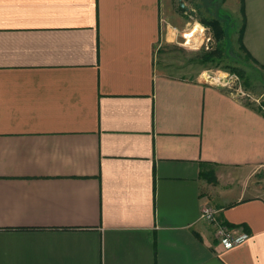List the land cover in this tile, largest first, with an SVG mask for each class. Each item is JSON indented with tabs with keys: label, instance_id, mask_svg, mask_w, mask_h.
I'll list each match as a JSON object with an SVG mask.
<instances>
[{
	"label": "crops",
	"instance_id": "0c3cea01",
	"mask_svg": "<svg viewBox=\"0 0 264 264\" xmlns=\"http://www.w3.org/2000/svg\"><path fill=\"white\" fill-rule=\"evenodd\" d=\"M242 3L264 66V0ZM178 17L0 0V264H264V99L158 71ZM205 205L249 238L224 249Z\"/></svg>",
	"mask_w": 264,
	"mask_h": 264
},
{
	"label": "rangeland",
	"instance_id": "374dc122",
	"mask_svg": "<svg viewBox=\"0 0 264 264\" xmlns=\"http://www.w3.org/2000/svg\"><path fill=\"white\" fill-rule=\"evenodd\" d=\"M174 2L180 17L177 19L182 25L172 24L184 35L188 44L184 45L183 37L178 38L179 43H163L155 53L157 70L188 79L206 73V76L216 79L218 84L229 83L230 90L243 93L260 103L261 99H264V70L245 57L237 42L238 31L242 25L240 0H174ZM212 19L219 20L224 31L219 41L215 39L213 29L203 24ZM194 28H197L198 33L194 35L192 42H188L195 31ZM207 38H210L208 42ZM201 43H208V49ZM217 49H220V52L211 56L213 62H197L196 56L204 52H215ZM233 67L243 72V80L236 73L222 70ZM261 94L262 98L259 96ZM256 177L264 181V169L259 170L258 176L251 177V180Z\"/></svg>",
	"mask_w": 264,
	"mask_h": 264
},
{
	"label": "built area",
	"instance_id": "2783aa9c",
	"mask_svg": "<svg viewBox=\"0 0 264 264\" xmlns=\"http://www.w3.org/2000/svg\"><path fill=\"white\" fill-rule=\"evenodd\" d=\"M184 36V35H183ZM184 38V37H183ZM185 44L186 43V39ZM210 38L206 39V42H208ZM190 44V43H189ZM201 45H205V48L208 49V43H201ZM202 81L212 84L216 87H222L228 89V91L231 93V95L235 97H239L240 99H246V100H251L249 97H247L243 93H235L232 89L230 90L229 83H217L216 79H214L211 76H206L205 74H201L199 77ZM219 80V79H217ZM218 216V211L215 210L214 208L210 206H203L200 211V219L206 223L214 225V237L219 243L220 246H222L224 249H231L235 246H238L242 243H244L248 238L249 235L244 232L243 227L237 226V227H232V226H227L224 223H221L217 220Z\"/></svg>",
	"mask_w": 264,
	"mask_h": 264
},
{
	"label": "trees",
	"instance_id": "16d2710c",
	"mask_svg": "<svg viewBox=\"0 0 264 264\" xmlns=\"http://www.w3.org/2000/svg\"><path fill=\"white\" fill-rule=\"evenodd\" d=\"M243 0H240V6H241V15H242V25H241V28L239 29L238 31V39H237V42H238V45H239V49L242 50L244 52V55L246 58L250 59L253 63H255L257 66H259L260 68H262L264 70V66L263 65H259L251 56L250 54L246 51V49L244 48L243 46V43H242V36H243V32H244V28H245V13H244V8H243ZM203 24L207 25V26H210L213 31H214V36H215V39L217 41H219L223 35V29L221 28V25H220V22L219 20L217 19H212L210 20L209 22H204ZM220 52V49L216 50L215 52H211V53H208V52H204L203 54H200L198 56H196V60L197 62H208V61H211L213 62L214 59L211 58V56H214L216 55L217 53ZM222 70H225V71H230V72H233V73H236L239 78H241V80H243L244 78V74L241 70L233 67L231 69L229 68H224ZM243 83L246 84V82L243 81Z\"/></svg>",
	"mask_w": 264,
	"mask_h": 264
},
{
	"label": "bare ground",
	"instance_id": "6f19581e",
	"mask_svg": "<svg viewBox=\"0 0 264 264\" xmlns=\"http://www.w3.org/2000/svg\"><path fill=\"white\" fill-rule=\"evenodd\" d=\"M194 33H193V35L191 36V37H189V39H188V42H192V39H193V37H194V35L196 34V33H198V30H197V28H194ZM198 35V34H197ZM196 36V35H195ZM196 39V38H195ZM206 74V73H205Z\"/></svg>",
	"mask_w": 264,
	"mask_h": 264
}]
</instances>
